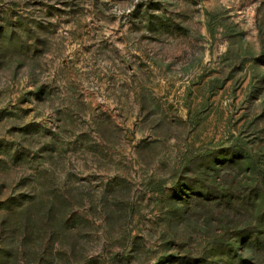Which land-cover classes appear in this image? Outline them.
<instances>
[{"label":"rangeland","instance_id":"rangeland-1","mask_svg":"<svg viewBox=\"0 0 264 264\" xmlns=\"http://www.w3.org/2000/svg\"><path fill=\"white\" fill-rule=\"evenodd\" d=\"M0 264H264V0H0Z\"/></svg>","mask_w":264,"mask_h":264}]
</instances>
